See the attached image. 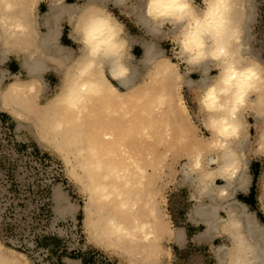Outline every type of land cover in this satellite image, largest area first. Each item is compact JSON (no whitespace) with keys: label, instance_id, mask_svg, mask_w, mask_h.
<instances>
[{"label":"bare ground","instance_id":"1","mask_svg":"<svg viewBox=\"0 0 264 264\" xmlns=\"http://www.w3.org/2000/svg\"><path fill=\"white\" fill-rule=\"evenodd\" d=\"M12 1L0 0L1 32L7 39L19 37L24 31L17 15L24 10ZM232 9L234 25L241 34L243 44L247 36L244 34L247 9L244 10L239 0H232ZM96 10L98 7L93 6L90 11ZM141 15L142 22L148 25L152 34L158 36L161 30L144 13ZM242 44L234 46L237 56H240ZM81 61L82 57L77 60L75 68L66 73L63 84L42 103H37L38 90L44 84L42 78L34 76L31 77L33 79L23 80L15 75L13 80L0 86V110L11 114L17 122V129L25 121L28 122L27 117H30L32 111V117H37L36 124L39 119L49 122L51 131L46 133L53 135L55 131H62L64 138L61 145L70 142L68 147L74 149L76 163L84 173L79 176V181L84 193L88 194L83 206V226L87 241L120 252L119 264H132L136 261L150 264L161 259V240L170 234L171 227L167 225L158 207L156 198L159 188L154 179L158 169L164 167L166 159L179 148L189 160L203 161L198 177L191 175L186 162L182 164L179 173L183 181L192 185L191 193L196 197L197 203L192 209V215L199 217L205 227V237L210 238L213 233H217L220 225V230L231 239L232 247L224 248L221 245L216 250L220 264H264V228L254 222L248 223L246 229L237 228L240 225L236 214L247 222L252 218L245 207L229 194L235 182L243 183L248 178L242 166L248 145L244 139L247 129L244 111L251 107L259 116L264 113V81L257 82L255 93L241 113L243 131L239 139L232 142L235 155L225 154L226 163L234 162L233 170L225 171L223 167L212 170L208 167V155L214 149L209 148V141L205 137L196 134L179 92L180 77L183 75L177 72L174 62L164 57L152 42L146 43L142 59L139 60L151 65L147 73L149 80L138 82L135 65L128 61L129 71L118 80L111 76L106 78L107 70L105 75L103 69L97 67L91 76L98 86L97 90L70 102V90L74 89L77 82L76 73ZM246 62L261 68L256 62ZM210 63L205 61L185 65L186 72L202 67L203 77L199 81L203 86L212 77L207 74ZM166 114L172 117H166ZM173 117L176 123L171 125L167 119L171 121ZM35 121L25 122L24 126L34 125ZM173 126H179L178 135L173 133ZM253 153L264 156V128L257 136ZM217 176L223 178L214 181ZM262 178L264 199V173ZM52 198L55 213L67 211L74 214L75 206L67 202L59 187L54 186ZM219 210L224 211L226 216L222 217ZM182 237L183 232L179 229L174 238L180 241ZM244 237L248 239V249L239 254ZM0 264L28 263L22 253L0 244ZM67 264L81 263L69 260Z\"/></svg>","mask_w":264,"mask_h":264},{"label":"rangeland","instance_id":"2","mask_svg":"<svg viewBox=\"0 0 264 264\" xmlns=\"http://www.w3.org/2000/svg\"><path fill=\"white\" fill-rule=\"evenodd\" d=\"M196 3L201 4V0H196ZM239 4L243 5L244 10L247 9L244 20V34L247 36L242 44L245 48L243 55L246 61L258 63L264 70V0H239ZM153 43L157 50L162 51L164 57L176 62L172 58V44L164 39L163 34L160 37L157 36ZM134 65L137 81L149 80L147 73L151 65H146L142 61ZM184 66L181 64L180 68L176 69L183 75L180 77L179 92L187 107L189 119H192L196 134L206 137L208 132L200 124L198 106L195 102L202 86L200 81L203 77V69L202 67L194 68L186 72V66ZM207 74L209 77L216 75V69L211 63ZM187 81L192 83L188 84ZM7 82L8 79L3 80L0 86L3 87ZM42 88L43 84L38 90L41 97L37 94V103H42L55 93V90H52V93L42 94ZM8 114L0 110V122H7L12 130L11 136L0 134V244L22 253L27 258L28 264H67L69 260L81 261L84 264H98L97 260L101 256L108 258L110 264H119L120 252L98 247L87 241L83 226V206L88 194L84 193L79 181V176L84 173L81 166L76 163L74 149L68 147L70 142L61 145L62 138H64L63 132L52 131L53 135L46 133L51 131V126H48L49 122L39 119L36 124L37 117H32V111L31 117L27 119L28 122L36 119L33 122L34 125L28 124L30 128L24 126V122L17 129V122ZM244 114L247 125L244 139L248 143V151L243 155L242 166L246 167L249 160L247 154L253 152L249 148H255L257 136L264 128V113L259 116L254 109L247 107ZM166 117L172 116L166 114ZM167 120L171 125L176 123L174 117L171 121ZM173 129L174 134L180 133L177 131L179 126H173ZM172 153L166 159L164 167L158 169L154 179L159 188L156 198L158 207L167 225L171 227L170 234L161 240L163 246H167L175 239L174 235L179 227L188 225L184 220V215L192 205L189 200L192 185L183 181L179 174L182 164L186 162L185 153L179 148ZM263 161L264 158H262ZM54 186L59 187L67 202L75 206L73 215L67 211L61 214L55 213L52 198ZM222 215L224 216V213ZM197 229L204 232L205 228L200 226ZM186 230L192 232L193 229L186 228ZM162 254L160 260L150 264H164ZM136 263L147 264L140 263V261L132 264ZM166 263L213 264L211 243L182 249L173 248V254L166 260Z\"/></svg>","mask_w":264,"mask_h":264},{"label":"clouds","instance_id":"3","mask_svg":"<svg viewBox=\"0 0 264 264\" xmlns=\"http://www.w3.org/2000/svg\"><path fill=\"white\" fill-rule=\"evenodd\" d=\"M143 3L144 15L172 44V58L177 68L181 64L191 66L211 61L216 69V75L199 89L195 102L200 124L209 133L205 137L209 148L214 149L208 155V167L233 170L234 162L226 163L225 154L235 155L232 142L243 131L241 113L255 93L257 82L264 81V70L246 62L243 47L240 56L234 52V46L242 43L232 18V0H201V4L196 0H143ZM68 23L82 57L77 82L70 90L72 102L97 90L91 78L97 67L105 75L107 70L106 78L118 80L125 76L129 71L127 60L131 57V45L124 25L105 7L82 11ZM185 165L191 175L198 177L203 161L186 158ZM217 178L223 177L217 176L214 181Z\"/></svg>","mask_w":264,"mask_h":264},{"label":"crops","instance_id":"4","mask_svg":"<svg viewBox=\"0 0 264 264\" xmlns=\"http://www.w3.org/2000/svg\"><path fill=\"white\" fill-rule=\"evenodd\" d=\"M13 1L20 5L21 10H24L23 13H17L18 19L24 26V31L19 37L7 39L2 36L0 26V80H13L15 75L23 80L39 76L42 78V83L44 82L42 94L50 93L52 90L56 91L63 84L66 73L75 68L77 60L81 58L80 45L75 42L76 37L68 20L75 18L82 11H90L93 6L105 7L124 25L125 36L131 45V57L127 60L130 63H139L146 43H153L157 38V35L152 34L148 25L140 19L141 14L144 13L143 0ZM119 88L123 87L119 86ZM253 149L254 147L249 148L251 151ZM262 158L264 156L260 154L249 153V160L245 167L248 174L247 180L243 183L235 182L234 187L229 189L230 197L243 205L252 218L250 222H247L238 218L236 214V220L240 225L237 228L246 229L249 227L248 223L253 222L264 228V199L262 197L264 161L262 162ZM195 199L196 197L189 196L192 205L184 215V220L188 225L178 228L183 232L182 239L180 241L174 239L167 246H163L164 264H167L166 260L172 256L173 248L182 249L209 243H211L213 264H220L217 248L221 245L224 248L232 247L231 239L220 230V225L218 232L213 233L210 238L205 237L204 233L197 229L203 224L199 217L192 215V209L197 203ZM222 213L226 216L224 211L219 210V214L223 217ZM186 228L193 230L188 232ZM248 244V239L244 237L239 254L248 249ZM78 262L84 264L81 261Z\"/></svg>","mask_w":264,"mask_h":264},{"label":"built area","instance_id":"5","mask_svg":"<svg viewBox=\"0 0 264 264\" xmlns=\"http://www.w3.org/2000/svg\"><path fill=\"white\" fill-rule=\"evenodd\" d=\"M0 134L11 136L12 130L10 129L7 122H0ZM11 138V137H9ZM98 264H110V260L108 258H105L104 256L99 257L97 260Z\"/></svg>","mask_w":264,"mask_h":264}]
</instances>
